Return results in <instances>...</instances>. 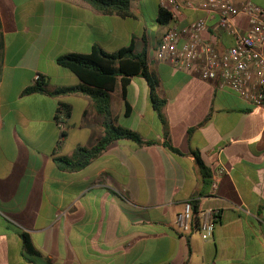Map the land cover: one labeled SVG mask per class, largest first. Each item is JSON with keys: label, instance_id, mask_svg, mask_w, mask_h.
I'll return each mask as SVG.
<instances>
[{"label": "crops", "instance_id": "1", "mask_svg": "<svg viewBox=\"0 0 264 264\" xmlns=\"http://www.w3.org/2000/svg\"><path fill=\"white\" fill-rule=\"evenodd\" d=\"M250 1L264 8V0ZM130 2L132 17L121 18L81 0H0V264H32L16 229L41 253L33 264H264V107L157 60L167 29L158 22L159 0ZM200 16L184 10L180 21ZM234 24L247 27L242 16ZM212 25L203 37L223 52L233 40ZM129 44L134 54L145 51L158 82L166 133L147 82L134 76L124 94L110 93V112L115 125L153 143L118 140L85 167L61 169L55 159L95 145L103 119L82 94L22 91L36 76L50 91L76 87L58 56ZM61 103L70 110L62 131L55 122ZM193 152L210 170L214 192L203 193ZM188 200L219 211L210 239L174 229Z\"/></svg>", "mask_w": 264, "mask_h": 264}, {"label": "built area", "instance_id": "2", "mask_svg": "<svg viewBox=\"0 0 264 264\" xmlns=\"http://www.w3.org/2000/svg\"><path fill=\"white\" fill-rule=\"evenodd\" d=\"M159 8L170 18L155 51L157 60L167 61L174 69L201 80L214 81L218 89H229L251 105L264 107L263 7L250 0H159ZM184 10L200 12L201 16L183 23L180 17ZM238 16L246 19L244 31L234 24ZM210 22L213 30L232 38L227 50L218 52L204 39ZM63 119L59 114L55 120L61 131ZM215 190L213 182L210 191ZM218 214V210H195L193 202L188 200L172 225L180 235L198 232L206 241L213 235Z\"/></svg>", "mask_w": 264, "mask_h": 264}, {"label": "trees", "instance_id": "3", "mask_svg": "<svg viewBox=\"0 0 264 264\" xmlns=\"http://www.w3.org/2000/svg\"><path fill=\"white\" fill-rule=\"evenodd\" d=\"M91 6L95 11L102 15H117L121 18L132 17L130 0H81ZM169 14L165 11H159L158 22L166 25L169 22ZM2 46V35L0 28V48ZM57 66L69 71L80 82L76 87H63L54 90L47 88V83L43 76L32 86L25 88L22 95L34 93L48 94L52 96L79 93L88 97L93 105L95 112L102 117V135L90 148L77 147L70 157H58L55 159L58 166L65 171H75L85 167L89 162L99 156L110 144L118 140H128L138 145H147L152 141L143 140L137 133L115 125L110 112V93L115 89L125 93L129 81L134 76H140L145 79L149 90V101L153 110L157 113L164 132L167 131V122L163 117L161 110L164 106V100L158 98L156 88L158 82L155 77L148 72L145 51L134 54L132 44L118 50L115 53H106L101 48L93 47L88 54H66L58 56L55 59ZM62 114L67 119L70 114L69 107L65 104H59L55 114ZM63 136V132H61ZM166 148L179 155L180 152L170 145ZM194 160L203 181V193L210 188L212 184L211 173L208 167L203 163L198 153L193 152ZM195 210L197 207L195 205ZM11 224V223H10ZM14 229L15 227L12 226ZM21 237L23 246V257L33 264L36 257L41 253L32 243L30 236L16 229Z\"/></svg>", "mask_w": 264, "mask_h": 264}]
</instances>
